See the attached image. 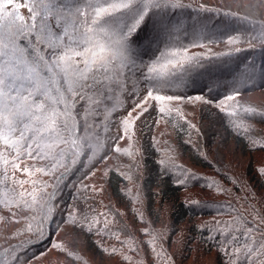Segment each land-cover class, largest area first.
Masks as SVG:
<instances>
[{
  "label": "snow or ice",
  "instance_id": "obj_1",
  "mask_svg": "<svg viewBox=\"0 0 264 264\" xmlns=\"http://www.w3.org/2000/svg\"><path fill=\"white\" fill-rule=\"evenodd\" d=\"M185 7L180 0H0V204L8 207L9 193L19 186L17 207L35 210L43 189L31 180L33 189L27 191L24 185L29 181L16 179V173L29 177L34 172L54 173L57 157L63 159L62 145L76 146L99 123L93 118L108 111L104 105L108 92L124 89L136 95L137 85L144 84L141 100L121 122L125 133L148 111L149 101L164 104L182 99L169 94L171 89L208 59L190 51V47H203L197 42L199 33H194L190 45L185 44L178 38L181 26L169 18L171 10ZM199 11L215 10L201 5ZM221 15L243 20L253 30L259 27V36L252 39L264 36V25L233 13ZM149 22L151 32L141 36ZM238 42L236 36L227 37L229 45ZM154 46L145 62L140 50L147 54ZM239 94L224 96L220 110ZM195 99L213 103L203 96ZM158 111L164 113L165 107ZM243 111L249 116L255 113L252 108ZM28 160L36 163L29 165ZM46 160L53 162L37 167ZM216 223L217 231L226 237L222 247L229 238L237 240L226 222ZM242 235L243 243L232 249L236 264L239 256L247 264H264V231L245 226Z\"/></svg>",
  "mask_w": 264,
  "mask_h": 264
},
{
  "label": "trees",
  "instance_id": "obj_2",
  "mask_svg": "<svg viewBox=\"0 0 264 264\" xmlns=\"http://www.w3.org/2000/svg\"><path fill=\"white\" fill-rule=\"evenodd\" d=\"M180 2L187 7L171 10L169 16L173 23H178L181 26L182 30L178 33V38L183 43L190 45L194 33H199L197 42L203 47H190V51L208 57V59L202 61V68H196L185 76L183 83L174 86L169 94L178 95L182 99L188 100H194L197 96H203L205 100H212L213 103L211 104H214V109H217L219 115L224 118L225 127H223L226 128L236 144L247 152L250 150V142L238 127L239 122H236V117L242 116L264 123V109H255L257 114L249 116L234 107L235 101L239 97L264 88V36L252 39L253 35L259 36L261 29L257 27L253 30L252 26L243 20L235 19L233 16L221 15L222 13L233 12L226 11L216 5L206 6L215 11L202 12L199 11L201 7L199 4H193L188 0H180ZM263 4L264 0H260L262 7H264ZM233 14L237 17H246L238 13ZM247 20L254 21L257 25H264V19L247 18ZM202 24L206 27H201ZM184 28L187 29V32L183 31ZM151 30L152 25L149 22L140 35L143 36ZM229 35L236 36L239 42L229 45L227 43ZM21 43L24 44L25 42L22 40ZM221 45L226 46L222 48ZM219 47L220 49H216ZM236 49H240V51L237 52ZM154 51L155 46L147 54H144L141 49L140 55L146 62ZM229 52L233 55H222ZM136 91L138 93L136 95L124 89H114L112 92H108L104 98V105L107 106L108 111L93 118L99 120V123L90 129L87 136L81 139L76 146L62 145L64 148L63 159L57 157L59 164L54 173L45 175L34 172L31 177L23 172L16 173V179L29 181L25 183L24 189L29 192L32 191L33 185L30 181L36 180L38 181L36 188L43 189V191L39 194V204L35 206V210L17 207L19 203L18 193L21 191L19 186H14L16 191L9 193L8 207L0 204V264H43L37 260L47 255L48 251L58 243L56 236L60 229L59 223L79 226L83 224L84 215L78 213L79 205L75 208L73 202L80 204V202L89 201L86 199L89 193L86 192L92 189V179L96 169L102 166L101 164L107 161L111 155L119 151L120 143L124 138H127L128 131L125 133L121 122L127 110L141 100L144 95V84H138ZM236 91H239L240 94L233 100L234 104L231 101H225L223 105L225 110L221 111L218 107L219 101L224 96ZM157 104L162 105L161 103ZM159 108L160 106L157 108L153 106L155 110H159ZM232 111H236L237 115L230 116L227 114ZM153 128L154 126L151 124L147 129L143 126L138 140L142 150V165H140L142 175L139 182L145 212L155 221H159V203L170 202L172 230L168 239L169 242L179 231L181 225L186 222L189 223L187 238L189 254L193 247L192 244L198 241L209 251L217 250L218 264H236L232 249L236 247L237 242L242 244L245 239L242 235L244 232L242 227L240 228V225L234 227L237 231L229 227L237 240L234 241L229 238L223 247L226 237L217 231V226L207 223L202 227L198 222L199 217L225 214L229 212V208L227 206L214 208L213 205L208 208L205 203H191L183 198L182 194L188 181L179 180V175L174 170L171 171L162 165L161 153L155 143ZM188 131L185 122L175 125V136L183 146L184 153L193 163L203 168H212L213 166L201 157L200 153L195 151L190 153L191 147L185 140ZM78 135L84 134L78 133ZM117 137L122 138L117 139ZM52 162L42 161L37 164V167L50 165ZM27 163L31 165L36 162L28 160ZM103 166L107 170V165ZM104 179L106 188L108 187L111 194L120 202H125L127 193L124 186L128 184V178L122 170L111 166ZM45 184L47 185L46 188L44 187ZM25 199L31 203L30 197L26 196ZM131 202L130 200L129 203ZM40 204H44L43 209L40 208ZM89 206L92 207L91 200L88 208ZM49 208L51 209L50 213L48 212ZM97 220L98 216H96ZM96 224L97 222H94V224L87 226L88 229L80 230L85 234L87 248L103 256L105 249L94 237L97 233ZM69 258L72 257L68 255ZM238 260L239 264H247L243 256H239ZM44 264L48 263L45 262Z\"/></svg>",
  "mask_w": 264,
  "mask_h": 264
},
{
  "label": "rangeland",
  "instance_id": "obj_3",
  "mask_svg": "<svg viewBox=\"0 0 264 264\" xmlns=\"http://www.w3.org/2000/svg\"><path fill=\"white\" fill-rule=\"evenodd\" d=\"M193 4L221 7L253 19H264V7L260 0H188ZM264 5V4H263ZM226 45H221L224 48ZM221 48V49H222ZM216 49H220L216 48ZM149 101L148 111L128 127V136L119 145V151L96 169L92 189L86 193L88 202H73L78 213L84 215L82 225L59 223L58 242L47 255L37 261L48 264H218L217 250L209 251L196 241L191 253L187 247L189 223H183L171 241V203H159L160 220L155 221L144 210L139 179L142 175V150L138 143L141 128L154 126V139L159 149L162 165L179 175V180L188 181L183 198L191 203L227 206L229 212L199 217L202 225L217 221L234 227H259L264 231V123L236 117L239 127L249 140L245 152L224 128V118L214 109V104L200 100ZM233 103V101H231ZM235 109H264V88L239 97ZM234 104V103H233ZM231 104V105H233ZM230 105V106H231ZM153 106L165 107L160 113ZM256 113V112H255ZM254 113V114H255ZM243 114L244 111H243ZM257 114V113H256ZM133 115H136L134 113ZM253 115V114H252ZM261 116V115H260ZM146 122V124H145ZM187 123L186 142L191 152H198L209 161L212 168H203L183 151L175 136V125ZM224 126V127H223ZM181 127V126H180ZM247 129V131H245ZM118 167L128 178L125 185L127 198L120 202L111 194L104 177L110 167ZM93 191V193H92ZM91 193V194H90ZM85 197V195H84ZM130 199L132 202L129 203ZM92 207L88 208V204ZM88 203V204H87ZM218 204V205H215ZM96 216L98 220L96 221ZM96 224L95 239L105 249L104 255L87 248L83 228ZM241 222V223H239ZM259 239V234L256 235ZM68 255L72 258L68 259ZM190 255L188 258L187 256Z\"/></svg>",
  "mask_w": 264,
  "mask_h": 264
}]
</instances>
